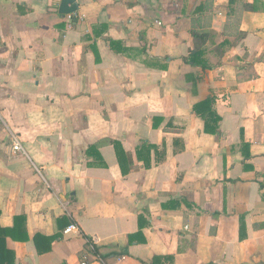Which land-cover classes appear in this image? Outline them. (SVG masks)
Here are the masks:
<instances>
[{
    "label": "crops",
    "instance_id": "0c3cea01",
    "mask_svg": "<svg viewBox=\"0 0 264 264\" xmlns=\"http://www.w3.org/2000/svg\"><path fill=\"white\" fill-rule=\"evenodd\" d=\"M252 2L76 0L68 18L60 0H0V227L28 237H6L14 264L264 262V12ZM194 47L211 70L182 62ZM208 97L217 135L192 111ZM143 142L157 146L149 168ZM35 235L52 240L42 253Z\"/></svg>",
    "mask_w": 264,
    "mask_h": 264
},
{
    "label": "trees",
    "instance_id": "16d2710c",
    "mask_svg": "<svg viewBox=\"0 0 264 264\" xmlns=\"http://www.w3.org/2000/svg\"><path fill=\"white\" fill-rule=\"evenodd\" d=\"M246 9L253 11V12H255V11H263L264 12V6L258 0H253V2L251 4H247ZM192 36H194V35L192 34ZM114 45H115V43L110 42V46H112V48ZM260 60H261V58L259 59V61ZM182 62L186 65H189L190 67L200 68L203 71L212 69V66L209 64L208 60L206 58H204V50L201 48H197V47H194V49L190 50L188 52L187 56L182 58ZM150 64L154 67H158V68H162V69L166 68L165 64H157V65L155 64L154 65L151 62H150ZM148 65H149V63H148ZM213 103H214L213 98L208 97L207 99L194 104L192 107V111L197 117L202 119V121L204 122V132L205 133L217 135L219 133L218 123L221 119L218 116V114L214 111L213 106H212ZM160 119L161 118H154L153 119V127L154 128L158 127ZM111 143H112V146L115 150V154L117 157L118 164L121 168V172H122V174H126V172L129 171L131 166H132L131 157L129 154H127L123 150V148L119 142L113 141ZM243 148L247 149L248 147L244 144ZM95 149L96 148L93 146L90 147L87 151V154L88 155L94 154V157H95ZM245 149L243 151L244 157L248 158L249 155L245 154ZM152 150L156 154L157 146L151 145L147 142H143L136 149V157L139 161H142L145 168H149L151 166V151ZM96 155L98 156V154H96ZM100 160H101V158H100ZM260 188H264V186L260 184ZM19 220L22 221L23 219L18 218V219H16V222H18ZM17 227H18L17 223H16V227H13L11 229H3L0 227V264H14V262H15L14 253L6 248V237H11L13 239L22 240V241H26L28 239V237L26 238V236L21 237V235H19V232L16 231ZM16 232H17V234H16ZM20 233H21V231H20ZM135 237H137V235H135V234L129 236L130 240L132 238H135ZM244 238H246L245 227H244L243 221H240L239 239L243 240ZM87 240L90 241L89 239H87ZM33 241H34V244L36 246L37 252L42 253L43 251L40 250L39 245H38L39 242L46 241L49 244V242L52 240L49 238L46 239L40 235H35L33 237ZM47 249H49V246L48 247L46 246V250ZM93 252L95 255H97L102 260L105 259L104 257L100 256L99 249L97 247H95V246L93 247ZM114 255L117 257H120L122 255H127V252L124 251V252H120L119 254H114ZM172 262H173V258L171 256H164V257H154L150 264H167V263L171 264ZM256 264H264V262H258Z\"/></svg>",
    "mask_w": 264,
    "mask_h": 264
},
{
    "label": "built area",
    "instance_id": "2783aa9c",
    "mask_svg": "<svg viewBox=\"0 0 264 264\" xmlns=\"http://www.w3.org/2000/svg\"><path fill=\"white\" fill-rule=\"evenodd\" d=\"M71 15H73V14H69V15H67L68 18H71ZM12 149H13V151H15V152H20V153L23 152L22 147L20 146V144L18 143V141L15 140V139L13 140V143H12ZM76 231H77V227H76V225L71 224V225H68L67 228H65V230H64V234H69V233H71V232H76ZM94 243H95V242H92V243L90 244V248L92 249V251H93V247L95 246ZM80 264H89V261H88V259H87V256H84V257L82 258Z\"/></svg>",
    "mask_w": 264,
    "mask_h": 264
},
{
    "label": "water",
    "instance_id": "95a60500",
    "mask_svg": "<svg viewBox=\"0 0 264 264\" xmlns=\"http://www.w3.org/2000/svg\"><path fill=\"white\" fill-rule=\"evenodd\" d=\"M78 10V5L76 0H60L58 7V14L61 16H66L73 14Z\"/></svg>",
    "mask_w": 264,
    "mask_h": 264
},
{
    "label": "rangeland",
    "instance_id": "374dc122",
    "mask_svg": "<svg viewBox=\"0 0 264 264\" xmlns=\"http://www.w3.org/2000/svg\"><path fill=\"white\" fill-rule=\"evenodd\" d=\"M254 253L257 254V255H258V253H264V249L260 250V252L254 251Z\"/></svg>",
    "mask_w": 264,
    "mask_h": 264
}]
</instances>
